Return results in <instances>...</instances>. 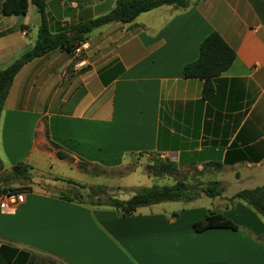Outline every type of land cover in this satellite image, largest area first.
Wrapping results in <instances>:
<instances>
[{
    "label": "crops",
    "instance_id": "obj_1",
    "mask_svg": "<svg viewBox=\"0 0 264 264\" xmlns=\"http://www.w3.org/2000/svg\"><path fill=\"white\" fill-rule=\"evenodd\" d=\"M4 1L0 69L31 51L41 24L35 5L6 17ZM45 1L53 33L117 4ZM189 1L186 9L163 6L101 27L80 55L55 50L16 76L0 121L1 174L24 164L31 189L19 192L14 213L0 209V264H264V220L235 198L264 186V0ZM212 32L237 58L205 101V83L185 79L183 68ZM151 157L175 166L173 185L217 183L221 195L123 216L45 190L67 180L121 188L79 165L115 171ZM144 173L150 181L172 176ZM212 212L239 229L196 232Z\"/></svg>",
    "mask_w": 264,
    "mask_h": 264
},
{
    "label": "trees",
    "instance_id": "obj_2",
    "mask_svg": "<svg viewBox=\"0 0 264 264\" xmlns=\"http://www.w3.org/2000/svg\"><path fill=\"white\" fill-rule=\"evenodd\" d=\"M36 6L41 17V24L38 37L31 51L24 54L6 69H0V121L4 111L6 101L11 91L13 82L19 72L28 63L43 57L52 51L62 50L67 53H74L83 43L87 42L89 35L97 29L112 23L128 24L132 23L138 16L163 6H172L179 9H186L190 6L189 0H117L116 7L109 13L96 19L82 21L70 28H65L57 33H53L49 27V17L45 0H5L2 4V14L6 17L25 16L28 13L29 5ZM237 58L236 52L217 33L209 34L200 45L199 57L194 62H189L183 68V77L187 80H200L205 83L202 90V99L207 101L215 93V82L220 79L223 73L227 72ZM60 159H66L67 155L58 152ZM86 167V165H85ZM4 167L0 159V181L8 180H29V167L20 164L12 168L9 176L2 178L1 172ZM154 175H171L175 172V166L170 163L158 161V166L154 168ZM67 183L74 186L68 194L63 197L69 201L80 204H89L93 207H108L121 212L123 216L134 214L137 209L148 207L165 202H190L200 196L201 193L214 198L221 195L216 188L217 183H212L204 190H199L196 186H190L185 182L178 181L173 186H152L137 190L129 200H121L108 194V187H89L83 184L67 180ZM1 184V185H2ZM3 186V185H2ZM81 190H85L89 202L85 201ZM20 191V190H18ZM12 188L0 189V193H19ZM235 198L245 201L264 220V186L239 192ZM106 199V200H104ZM214 229H226L236 231L239 227L220 214L210 213L204 220L194 224L196 232H203Z\"/></svg>",
    "mask_w": 264,
    "mask_h": 264
},
{
    "label": "rangeland",
    "instance_id": "obj_3",
    "mask_svg": "<svg viewBox=\"0 0 264 264\" xmlns=\"http://www.w3.org/2000/svg\"><path fill=\"white\" fill-rule=\"evenodd\" d=\"M128 161V160H127ZM159 159H156L154 157L148 158L145 160V162H137L136 164H132L127 168L118 169L115 171H106V170H100V169H89L87 166L80 164L79 167L84 172H87L88 175L92 176H101L102 181L103 180H109L111 181L110 184H116L117 186H121V188H118L116 186L108 187V194L114 197H117L121 200H129L134 196V194L137 192V190L141 188L146 187H152V186H167V185H173L174 181H177L179 178L175 176L176 174H172L171 178H153V181H150L147 174L144 173V168L146 172L153 173L155 171L154 168L158 166ZM135 170L134 172H131ZM130 172V173H129ZM11 174V173H10ZM8 174H2L1 177L5 178L10 175ZM92 177H89L88 179L91 180ZM87 179V180H88ZM3 182L0 181V184ZM3 188L8 190L12 188L13 190H20L18 192H23L30 190L29 187L30 182L27 180H8L4 181V184H2ZM43 186V185H42ZM44 187V186H43ZM107 187V186H106ZM74 189V186L67 185L65 183L58 182L56 185H48L46 186L45 190L53 193V194H60V193H69L71 190ZM81 193L84 195L85 201L89 202V199L86 197V191L81 190ZM230 193H236L234 191ZM106 200V199H104ZM242 201V200H241Z\"/></svg>",
    "mask_w": 264,
    "mask_h": 264
},
{
    "label": "built area",
    "instance_id": "obj_4",
    "mask_svg": "<svg viewBox=\"0 0 264 264\" xmlns=\"http://www.w3.org/2000/svg\"><path fill=\"white\" fill-rule=\"evenodd\" d=\"M88 47V43L81 44L75 54L80 55L84 49ZM22 194L20 193H0V209L4 213H14L17 207L22 203Z\"/></svg>",
    "mask_w": 264,
    "mask_h": 264
}]
</instances>
